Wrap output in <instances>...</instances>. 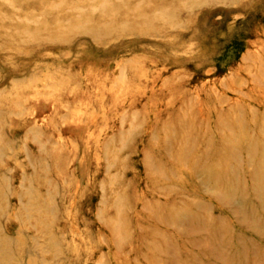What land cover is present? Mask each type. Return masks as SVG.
<instances>
[{
  "label": "rangeland",
  "instance_id": "1",
  "mask_svg": "<svg viewBox=\"0 0 264 264\" xmlns=\"http://www.w3.org/2000/svg\"><path fill=\"white\" fill-rule=\"evenodd\" d=\"M251 157L264 0H0V264H264Z\"/></svg>",
  "mask_w": 264,
  "mask_h": 264
},
{
  "label": "bare ground",
  "instance_id": "2",
  "mask_svg": "<svg viewBox=\"0 0 264 264\" xmlns=\"http://www.w3.org/2000/svg\"><path fill=\"white\" fill-rule=\"evenodd\" d=\"M251 162H252L251 164L254 167V171H253L254 172V180L258 184V190L253 192V193H254L255 197L260 202H263L264 201V162H260L257 164L252 157H251ZM214 177L218 178L216 180V184H217L220 178H219V176H214ZM234 177H235L234 181L226 184L223 187L222 191L220 192L221 197L224 198L229 203H231L237 209H240V212H243L245 217H246V218H244L245 221H247V222L249 221L252 224H253V222L259 223L260 218L255 217L252 214V212L249 211V210H251V209H249L250 207L246 206V203L248 201L247 200L248 196L246 195L245 191L247 189H245L246 187L243 186L242 179L240 181V176L237 173H235ZM237 183H239V184L236 185ZM261 211L264 213V207L261 209ZM261 221L259 224H255L253 226L255 227V230L259 234L264 235V223Z\"/></svg>",
  "mask_w": 264,
  "mask_h": 264
}]
</instances>
